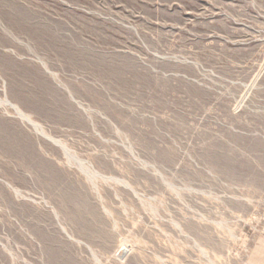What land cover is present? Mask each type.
I'll return each instance as SVG.
<instances>
[{
  "label": "rangeland",
  "instance_id": "374dc122",
  "mask_svg": "<svg viewBox=\"0 0 264 264\" xmlns=\"http://www.w3.org/2000/svg\"><path fill=\"white\" fill-rule=\"evenodd\" d=\"M0 264H264V0H0Z\"/></svg>",
  "mask_w": 264,
  "mask_h": 264
},
{
  "label": "bare ground",
  "instance_id": "6f19581e",
  "mask_svg": "<svg viewBox=\"0 0 264 264\" xmlns=\"http://www.w3.org/2000/svg\"><path fill=\"white\" fill-rule=\"evenodd\" d=\"M25 118H27V120H31V116L25 113H21ZM32 121V120H31Z\"/></svg>",
  "mask_w": 264,
  "mask_h": 264
},
{
  "label": "water",
  "instance_id": "95a60500",
  "mask_svg": "<svg viewBox=\"0 0 264 264\" xmlns=\"http://www.w3.org/2000/svg\"><path fill=\"white\" fill-rule=\"evenodd\" d=\"M124 253H125V251H124Z\"/></svg>",
  "mask_w": 264,
  "mask_h": 264
}]
</instances>
